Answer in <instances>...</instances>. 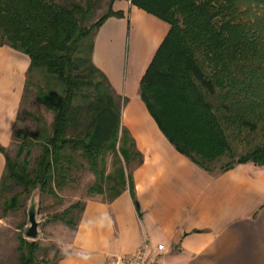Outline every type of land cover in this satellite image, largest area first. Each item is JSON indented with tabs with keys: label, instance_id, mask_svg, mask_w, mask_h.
Here are the masks:
<instances>
[{
	"label": "trees",
	"instance_id": "trees-1",
	"mask_svg": "<svg viewBox=\"0 0 264 264\" xmlns=\"http://www.w3.org/2000/svg\"><path fill=\"white\" fill-rule=\"evenodd\" d=\"M115 1L99 17V0H0V46L29 57L24 94L35 82L36 99L52 115L48 122L20 105L15 156L0 145L5 215L36 190L58 198L76 171L89 166L100 178L90 193L108 189L113 199L129 184L139 209L131 172L120 167L107 174V154L121 155L127 165L141 155L121 128L123 99L93 61L98 30L110 17L124 16ZM128 1L170 26L142 78L141 98L180 153L215 170L214 162L234 157L231 128L264 131V0ZM24 113L38 122L34 132L18 127ZM247 162L264 165V140L220 170ZM79 207L82 213L78 202L53 218L76 226L81 214L76 224L72 214ZM18 250L20 264H38L37 241L22 237Z\"/></svg>",
	"mask_w": 264,
	"mask_h": 264
},
{
	"label": "crops",
	"instance_id": "crops-1",
	"mask_svg": "<svg viewBox=\"0 0 264 264\" xmlns=\"http://www.w3.org/2000/svg\"><path fill=\"white\" fill-rule=\"evenodd\" d=\"M113 8L124 16L110 17L98 30L93 61L123 99L121 128L141 155L125 163L139 209L129 184L113 199L106 192L93 194L57 264H111L145 242L155 264H264V165L207 171L175 148L141 98L142 78L170 26L128 0L115 1ZM29 67L28 56L0 46L4 148L13 136ZM5 166L0 151V183Z\"/></svg>",
	"mask_w": 264,
	"mask_h": 264
},
{
	"label": "rangeland",
	"instance_id": "rangeland-1",
	"mask_svg": "<svg viewBox=\"0 0 264 264\" xmlns=\"http://www.w3.org/2000/svg\"><path fill=\"white\" fill-rule=\"evenodd\" d=\"M111 0H99L100 9L97 16L104 14L109 7ZM117 1V0H116ZM21 53V52H20ZM23 54V53H21ZM25 55V54H23ZM27 74L25 78L24 89L26 85ZM36 84H30L28 92L22 94L21 110H26L27 113H40L48 122L51 121L52 115L44 106L36 99ZM23 95L24 99H23ZM20 107V106H19ZM19 110V109H18ZM24 119L19 121L18 127L24 128L27 132H34L38 122L29 114H23ZM233 132V134H231ZM230 143L234 157L238 158L242 154L249 151L252 147L260 144L264 140V131L258 130L251 133L248 130L238 131L231 128ZM15 130L13 136L5 149L7 152L15 156L17 145L19 142L15 140ZM15 140V141H14ZM119 146V145H118ZM41 152L40 147L34 149L33 157L36 158ZM229 154L222 159L213 163L214 168H220L223 164L234 159ZM123 167L131 171V167H126L125 161L121 155L114 156L112 153L106 156L107 174L114 173L117 168ZM100 181V178L88 167L80 168L76 171L74 182L70 188L59 191L58 198L42 193L40 190L34 191L15 211L4 214L0 204V264H20V239L27 237V231L31 226L30 215L34 213L39 224L38 237L35 241L40 245V250L37 253L38 264H57L65 253V249L70 244L75 226H69L61 220H55L53 217L56 214L62 213L65 209L78 202L83 205L84 201L93 194L89 192V188ZM111 192L107 189L105 198H109ZM81 214V207L77 208L72 214L74 224L77 223ZM31 240V239H30Z\"/></svg>",
	"mask_w": 264,
	"mask_h": 264
},
{
	"label": "built area",
	"instance_id": "built-area-1",
	"mask_svg": "<svg viewBox=\"0 0 264 264\" xmlns=\"http://www.w3.org/2000/svg\"><path fill=\"white\" fill-rule=\"evenodd\" d=\"M159 250H164V245L158 246ZM111 264H155L152 259V246L149 242H145L133 254L123 257H116Z\"/></svg>",
	"mask_w": 264,
	"mask_h": 264
},
{
	"label": "water",
	"instance_id": "water-1",
	"mask_svg": "<svg viewBox=\"0 0 264 264\" xmlns=\"http://www.w3.org/2000/svg\"><path fill=\"white\" fill-rule=\"evenodd\" d=\"M30 223H31V226L27 231V237L31 240H36L38 237L39 224L36 220V215L34 213H31L30 215Z\"/></svg>",
	"mask_w": 264,
	"mask_h": 264
}]
</instances>
